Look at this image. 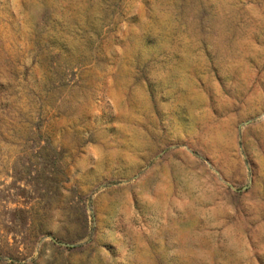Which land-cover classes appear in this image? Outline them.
Instances as JSON below:
<instances>
[{"label": "rangeland", "instance_id": "obj_1", "mask_svg": "<svg viewBox=\"0 0 264 264\" xmlns=\"http://www.w3.org/2000/svg\"><path fill=\"white\" fill-rule=\"evenodd\" d=\"M0 264H264V0H0Z\"/></svg>", "mask_w": 264, "mask_h": 264}]
</instances>
